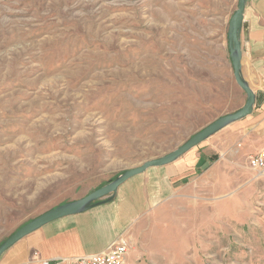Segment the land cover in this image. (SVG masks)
Listing matches in <instances>:
<instances>
[{
  "label": "rangeland",
  "instance_id": "1",
  "mask_svg": "<svg viewBox=\"0 0 264 264\" xmlns=\"http://www.w3.org/2000/svg\"><path fill=\"white\" fill-rule=\"evenodd\" d=\"M230 5L0 0V245L239 109ZM241 142L125 233L127 264H264V173Z\"/></svg>",
  "mask_w": 264,
  "mask_h": 264
},
{
  "label": "crops",
  "instance_id": "2",
  "mask_svg": "<svg viewBox=\"0 0 264 264\" xmlns=\"http://www.w3.org/2000/svg\"><path fill=\"white\" fill-rule=\"evenodd\" d=\"M237 2L238 0H231L221 36L225 64L231 69L227 34ZM243 26L240 37V76L255 96L249 116L231 123L225 127L227 129L224 133L213 135L207 145L200 144L173 163L150 168L128 180L118 188L116 194L91 204L82 213L57 220L33 232L3 254L1 264H32L36 257L50 260L100 253L120 236H124L155 207L173 197L179 188L195 181L207 171L220 158L223 140L228 144L236 139L241 140L244 153L257 154L263 151L264 0H250L246 3ZM232 80L234 81L233 70ZM241 92L242 99L238 110L246 102V95L242 90Z\"/></svg>",
  "mask_w": 264,
  "mask_h": 264
},
{
  "label": "water",
  "instance_id": "3",
  "mask_svg": "<svg viewBox=\"0 0 264 264\" xmlns=\"http://www.w3.org/2000/svg\"><path fill=\"white\" fill-rule=\"evenodd\" d=\"M248 1L250 0H238L236 11L230 18L228 24L227 34L228 50L233 70L234 81L246 95L245 105L240 110L217 119L204 129L193 135L182 146L175 149L171 153L157 159L148 160L137 168L127 170L112 182L91 192L87 196L73 202L61 204L24 224L0 245V258L23 238L39 230L45 225L66 217L75 216L82 213L91 204L98 202L110 195L116 194L118 188L128 180L144 173L150 168L163 167L173 163L181 156L198 147L208 138L220 132L231 123L244 119L251 114L253 105L255 103V96L250 88L243 82L240 76L242 58L240 37L244 27L243 13L245 10V5Z\"/></svg>",
  "mask_w": 264,
  "mask_h": 264
},
{
  "label": "built area",
  "instance_id": "4",
  "mask_svg": "<svg viewBox=\"0 0 264 264\" xmlns=\"http://www.w3.org/2000/svg\"><path fill=\"white\" fill-rule=\"evenodd\" d=\"M247 164L252 171L264 173V150L250 155ZM128 252L129 244L124 236H120L104 251L94 255L50 260H40L36 257L32 264H126Z\"/></svg>",
  "mask_w": 264,
  "mask_h": 264
}]
</instances>
